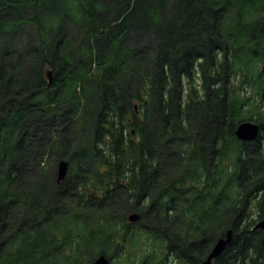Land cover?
Returning <instances> with one entry per match:
<instances>
[{"label":"trees","instance_id":"1","mask_svg":"<svg viewBox=\"0 0 264 264\" xmlns=\"http://www.w3.org/2000/svg\"><path fill=\"white\" fill-rule=\"evenodd\" d=\"M57 1L0 0V264H264V0Z\"/></svg>","mask_w":264,"mask_h":264},{"label":"water","instance_id":"2","mask_svg":"<svg viewBox=\"0 0 264 264\" xmlns=\"http://www.w3.org/2000/svg\"><path fill=\"white\" fill-rule=\"evenodd\" d=\"M46 76L49 82H52V72H47ZM259 133H260V127L258 124L253 122H244L237 127L235 131V136L241 141L250 142L256 140ZM68 171H69V163L65 160H62L59 163V168H58V175H57L58 183H61L66 179L68 175ZM138 219L139 216L136 214L131 215L129 218L130 222H136ZM256 229L264 230V219L258 223ZM231 240H232V232L230 231L228 233L227 239H221L217 242L209 259L203 264H212L211 261L214 258L219 257L225 251L227 246L230 244ZM92 264H110V262L105 256H101L98 259H96Z\"/></svg>","mask_w":264,"mask_h":264},{"label":"rangeland","instance_id":"3","mask_svg":"<svg viewBox=\"0 0 264 264\" xmlns=\"http://www.w3.org/2000/svg\"><path fill=\"white\" fill-rule=\"evenodd\" d=\"M71 4V5H70ZM69 5V6H68ZM68 6V7H67ZM65 7H67V8H65ZM76 7H78V4L75 2V0H74V2L73 3H67V2H61V1H57V3L53 6V11H60V10H62V9H64L65 8V10H68V9H70L71 10V8H76ZM168 7L170 8L171 7V1L169 0L168 1ZM69 10V11H70ZM68 27H71V25H68ZM67 35V36H70L71 35V31H70V28L67 30V29H65L64 30V35ZM147 35V34H146ZM150 38H151V36L150 35H148V36H146V38H145V41L146 42H149L150 41ZM49 71V69H46V73ZM246 117H250L251 116V112L250 111H248L247 113H246V115H245ZM60 127V124H59V126H57V124L55 123V122H53L52 123V126H50L48 129H47V133L49 134L50 133V128H51V130L52 131H56V130H58V128ZM263 147H264V142H263ZM58 151V150H57ZM55 154V153H54ZM54 154L52 155V159L50 160V164H51V166H54V170H55V175H57L58 174V166H59V161L57 162V164H55V159H56V156H54ZM59 154L60 155H63V150H59ZM55 167H57V168H55ZM69 172H70V170H69ZM63 183V182H62ZM61 192H67V190L65 191V187H64V184L63 185H61V190H60ZM128 221V220H127ZM129 223V222H128ZM61 234V233H60ZM141 240L143 241V242H145V239H143V238H141ZM138 245V244H137ZM75 246H76V244L75 243H73V248H75ZM138 246H140V245H138ZM139 248L140 247H137V253H140V250H139ZM136 249V248H135ZM66 253H67V251H66ZM107 257V256H106ZM109 260H110V258L109 257H107ZM113 260L114 261H116L114 258H112L111 259V261H112V264H113ZM140 261H141V258L140 257H137V258H135V259H132V261H130V264H140ZM125 264H129V261H126V263Z\"/></svg>","mask_w":264,"mask_h":264},{"label":"flooded vegetation","instance_id":"4","mask_svg":"<svg viewBox=\"0 0 264 264\" xmlns=\"http://www.w3.org/2000/svg\"><path fill=\"white\" fill-rule=\"evenodd\" d=\"M260 136H261V135H260ZM260 136H259V138H260ZM259 138H258L257 140H255V141L257 142V141L259 140ZM263 140H264V139H263ZM263 140H262V141H263ZM232 240H233V234H232ZM232 240H231L230 244L232 243ZM230 244H229V245H230ZM211 262H212V261H211ZM212 264H215V262H212Z\"/></svg>","mask_w":264,"mask_h":264},{"label":"bare ground","instance_id":"5","mask_svg":"<svg viewBox=\"0 0 264 264\" xmlns=\"http://www.w3.org/2000/svg\"><path fill=\"white\" fill-rule=\"evenodd\" d=\"M48 72H51V71H48ZM258 125H259V124H258ZM259 127H260V125H259ZM261 132H262V131H261V127H260V133H259V135H258L257 139H258V138H259V136L261 135ZM257 139H256V140H257ZM65 161H66V160H65ZM60 162H61V161H60ZM60 162H59V163H60ZM66 178H67V177H66ZM65 180H66V179H65ZM232 234H233V233H232Z\"/></svg>","mask_w":264,"mask_h":264}]
</instances>
